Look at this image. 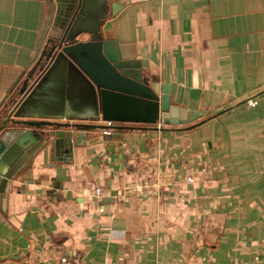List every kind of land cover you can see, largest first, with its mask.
<instances>
[{
	"label": "crops",
	"instance_id": "0c3cea01",
	"mask_svg": "<svg viewBox=\"0 0 264 264\" xmlns=\"http://www.w3.org/2000/svg\"><path fill=\"white\" fill-rule=\"evenodd\" d=\"M106 1L103 36L205 113L73 130L71 155L28 160L0 196V264H264V0ZM47 11L0 0L2 115Z\"/></svg>",
	"mask_w": 264,
	"mask_h": 264
},
{
	"label": "water",
	"instance_id": "95a60500",
	"mask_svg": "<svg viewBox=\"0 0 264 264\" xmlns=\"http://www.w3.org/2000/svg\"><path fill=\"white\" fill-rule=\"evenodd\" d=\"M47 3L42 41L21 85L4 97L12 106L0 114L1 197L43 149L71 155L73 130L114 121L181 124L205 113L171 102V84L142 71L134 44L103 36L106 0Z\"/></svg>",
	"mask_w": 264,
	"mask_h": 264
},
{
	"label": "built area",
	"instance_id": "2783aa9c",
	"mask_svg": "<svg viewBox=\"0 0 264 264\" xmlns=\"http://www.w3.org/2000/svg\"><path fill=\"white\" fill-rule=\"evenodd\" d=\"M248 101V104L250 105H254L256 103V100H253V99H249L247 100ZM105 124L107 125H111L112 122L111 121H104ZM102 131L103 133H110L111 132V128L110 127H103L102 128ZM188 179L189 180H193V177L192 176H188ZM96 193L99 194L100 193V188H96ZM68 258L66 256H61L60 257V260L58 262H54V263H51V264H68Z\"/></svg>",
	"mask_w": 264,
	"mask_h": 264
}]
</instances>
